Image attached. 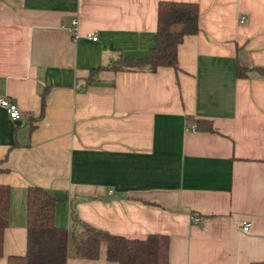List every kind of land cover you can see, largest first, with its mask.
I'll return each mask as SVG.
<instances>
[{
  "label": "crops",
  "instance_id": "0c3cea01",
  "mask_svg": "<svg viewBox=\"0 0 264 264\" xmlns=\"http://www.w3.org/2000/svg\"><path fill=\"white\" fill-rule=\"evenodd\" d=\"M189 1L178 68L148 70L108 65L146 54L158 0H0V95L19 109L0 105L1 263L25 249L28 184L57 225L166 234V264L264 262V0ZM64 264L116 263L69 242Z\"/></svg>",
  "mask_w": 264,
  "mask_h": 264
},
{
  "label": "trees",
  "instance_id": "16d2710c",
  "mask_svg": "<svg viewBox=\"0 0 264 264\" xmlns=\"http://www.w3.org/2000/svg\"><path fill=\"white\" fill-rule=\"evenodd\" d=\"M196 16L197 6L194 1L158 0L156 27L146 54L140 57L119 58V61L108 66L152 70L157 65H170L176 70V45L184 33L197 29ZM256 68L264 72V66ZM96 69L92 68L85 80L89 81ZM245 69L236 65L235 72L239 75L244 73ZM40 93L42 95V92ZM194 122L198 127L213 129L207 118L195 117ZM8 200L9 186L0 182V257L2 233L8 216ZM55 200L56 197L43 186H25V249L22 253L6 254L4 262L0 264H64L69 241L76 256L98 257L100 243L103 242L104 258L115 261L116 264H166V234L151 232L142 238L129 237L95 227L74 215L71 216L69 226L57 225L53 220Z\"/></svg>",
  "mask_w": 264,
  "mask_h": 264
},
{
  "label": "built area",
  "instance_id": "2783aa9c",
  "mask_svg": "<svg viewBox=\"0 0 264 264\" xmlns=\"http://www.w3.org/2000/svg\"><path fill=\"white\" fill-rule=\"evenodd\" d=\"M75 19L72 18L71 19V23H74ZM73 29V27H71ZM91 38L95 37L94 32H92ZM0 105L3 106L8 114V116L12 119L18 118L19 117V109L16 106L15 102L10 99L8 96L6 95H0ZM195 218V217H194ZM248 227V222H243L241 224V229L242 230H246Z\"/></svg>",
  "mask_w": 264,
  "mask_h": 264
},
{
  "label": "rangeland",
  "instance_id": "374dc122",
  "mask_svg": "<svg viewBox=\"0 0 264 264\" xmlns=\"http://www.w3.org/2000/svg\"><path fill=\"white\" fill-rule=\"evenodd\" d=\"M69 242H71V241H69ZM103 247H104L103 242H101L100 243V253L99 254L103 253Z\"/></svg>",
  "mask_w": 264,
  "mask_h": 264
}]
</instances>
